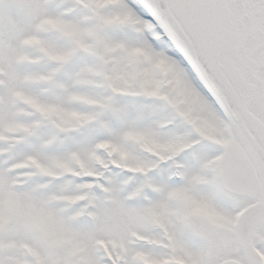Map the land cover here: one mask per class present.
Returning a JSON list of instances; mask_svg holds the SVG:
<instances>
[{"label":"snow or ice","instance_id":"snow-or-ice-1","mask_svg":"<svg viewBox=\"0 0 264 264\" xmlns=\"http://www.w3.org/2000/svg\"><path fill=\"white\" fill-rule=\"evenodd\" d=\"M0 264H264V0H0Z\"/></svg>","mask_w":264,"mask_h":264}]
</instances>
